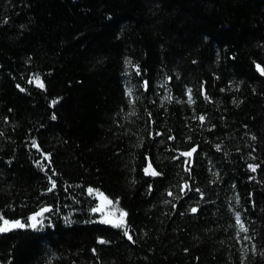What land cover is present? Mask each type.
Instances as JSON below:
<instances>
[{
	"label": "trees",
	"instance_id": "obj_1",
	"mask_svg": "<svg viewBox=\"0 0 264 264\" xmlns=\"http://www.w3.org/2000/svg\"><path fill=\"white\" fill-rule=\"evenodd\" d=\"M260 69L264 0H0V264H264Z\"/></svg>",
	"mask_w": 264,
	"mask_h": 264
},
{
	"label": "snow or ice",
	"instance_id": "obj_2",
	"mask_svg": "<svg viewBox=\"0 0 264 264\" xmlns=\"http://www.w3.org/2000/svg\"><path fill=\"white\" fill-rule=\"evenodd\" d=\"M258 68H260V66H257ZM262 72H264V69H260ZM35 80L38 82V86L43 87V82L39 80V77H35ZM31 82V81H30ZM191 90H189L190 93ZM129 95H131V92H129ZM189 99H191V96H189ZM199 119L203 120L204 117H200ZM193 152L195 151V149L192 150ZM183 155L185 156H191L192 152H187L184 153ZM252 167V170L255 171V167ZM151 170V171H150ZM145 173L146 174H151V175H158L159 173H157L155 170H152V166L151 164L148 165V167L145 169ZM52 187L55 188L56 184L53 181L52 183ZM52 189H49V191H51ZM89 193H92L94 190L93 189H89L88 190ZM171 195V193H169ZM101 200H102V205H106V204H111L112 201L108 200V198L106 196H104L103 193H99ZM50 209L45 207L42 208L39 212L34 213L33 215L28 217V222L24 223L20 220H14V221H9L8 219H4L2 216H0V221H2V223H0V233L3 232H8L12 229H16V228H32V229H37L38 226H43L44 220H43V216L44 213L49 212ZM94 212H100L103 211V207H97L95 209H93ZM193 212L196 211L195 208L192 209ZM127 216L126 212H121L120 216L117 218H113L112 215L109 213L105 216V218L103 219L102 222L104 223H109V224H113V226L115 227H123L126 223L125 221V217ZM237 223L240 224L241 226V230L242 231H247V229L243 226V224L240 221V217L239 215H237ZM127 234V233H126ZM128 238L131 240L132 237L129 235ZM100 243H105V241L101 240Z\"/></svg>",
	"mask_w": 264,
	"mask_h": 264
},
{
	"label": "rangeland",
	"instance_id": "obj_3",
	"mask_svg": "<svg viewBox=\"0 0 264 264\" xmlns=\"http://www.w3.org/2000/svg\"><path fill=\"white\" fill-rule=\"evenodd\" d=\"M100 192H97V198H98V206L103 207V211L98 212L101 215V219L103 220L107 214H111L113 218H117L120 216V213L123 212L121 209H118L116 205L112 202L111 204L102 205V200L99 195Z\"/></svg>",
	"mask_w": 264,
	"mask_h": 264
}]
</instances>
